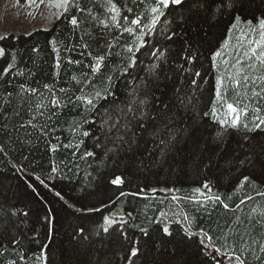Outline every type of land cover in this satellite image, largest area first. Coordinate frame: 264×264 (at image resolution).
Masks as SVG:
<instances>
[{
	"label": "trees",
	"instance_id": "trees-1",
	"mask_svg": "<svg viewBox=\"0 0 264 264\" xmlns=\"http://www.w3.org/2000/svg\"><path fill=\"white\" fill-rule=\"evenodd\" d=\"M125 2L137 11H143L145 17L151 15L145 4H140L137 8L132 4V0H122V3ZM148 2L150 0H146V3ZM243 2L241 15L244 18L253 20L264 14V0ZM187 7L185 5L184 10L178 7L172 9L169 19L177 20V23L172 25V30L177 35L173 36L171 41L165 39L166 34L161 32L163 23L158 24L155 30L145 36V46L136 54L137 65L128 70L131 75L116 68L117 65L123 67L121 58L117 55L121 51V45L125 43V38L131 41L132 37L125 33L118 44L112 41L114 54L108 57L106 68L102 64L101 72L115 77V87L112 88L113 95L108 97L107 102L101 101L97 105L98 111L90 116L91 127L84 125L85 129L99 138L100 147H93L95 139L83 138L88 150L95 152L94 156L83 160L79 159L80 152L75 148L63 147L70 140L75 142L80 138L74 136L69 125L80 117L82 108L72 109L69 106L59 112L58 119L53 118L51 121L47 120V110H44V117L37 115L34 123H47L54 127L50 134L51 143H57L54 137L59 136L60 149L57 152L49 151L48 138L41 136L40 132L27 124L36 114L35 105L41 99L40 94L44 93L45 103L50 96L43 85L54 84L56 90L65 88L79 95L80 85L71 77H79L81 73L91 75V69L87 65L92 61V57L80 55V52L85 50H63L62 44L79 41L78 32L69 39L71 25L67 20L71 16L65 14L67 18L61 16L56 19L47 31L4 33L6 39L0 41V47L6 49V55L0 58V74L5 67H11L9 73L0 78V103L10 100V103L4 106L7 112L0 116V216L10 215L13 210H30L27 228L38 230L39 239L49 245L45 250L48 264H127L123 257L129 254L130 241H125L112 229L110 235L102 231L99 236L94 235L102 223V216L109 214L108 209L102 213L82 214L69 207L99 206L101 200L108 202L109 197L114 199L118 190L107 182L113 173L125 172L130 183H126L123 190L138 194L121 198V201L111 206L112 210L119 208L124 214V219L129 220V225H138L147 230V234H144L139 228L128 226L126 229L131 240L139 241L141 252L138 258H134L135 264H215L211 254L200 243L203 239L199 235L200 228L203 227L214 238H219L224 235L221 228L227 231L225 226L231 224L236 216L243 217L253 206L258 209L264 207V198L257 196L258 191H264V173L259 165L252 169L242 167L239 163L249 149L253 152L259 151L258 145L264 144V133L249 134L254 139L250 145L245 141L243 148L237 144L242 133H236L235 136L227 137V142L220 149L211 142L218 125L210 116L203 115L210 109L214 98L217 70L211 66L212 53L229 37L228 28L234 14L230 15L225 9L222 15L217 14L206 19L204 15L188 13ZM103 11L104 9H98L94 14ZM182 11L185 16H189L183 27L179 26ZM164 19L161 17V22ZM240 27L243 28L244 25ZM102 31L106 30L97 29L92 33L93 39L89 43L92 45L93 54L107 50L106 40L100 38ZM113 35H119V32L113 30L106 39L112 40ZM237 36L239 32L233 33L231 45L236 44ZM186 41L199 56L193 64L183 61L190 72L182 75L177 65L182 62L180 56L187 46ZM54 47L58 49L59 56L64 61L62 69L53 67L57 58ZM153 51H163L166 60L153 57ZM232 51L231 47L223 49L226 58H229L228 53ZM69 57L81 60L82 63L69 65ZM152 64L159 65L154 75L148 71ZM223 67L221 64V68ZM197 70L201 72V77L194 76ZM91 79L98 86L102 81L107 83L101 73ZM192 79L197 80L196 86L191 84ZM21 84L28 89L36 88L38 92L17 95ZM177 88L180 89L178 95L184 100V104L176 99ZM9 93L12 95L9 96ZM159 99L170 102L169 114H178L177 127L180 129L176 135L175 147L163 163H158L160 151L156 147L157 142L146 132L142 133L137 127L138 121L133 119L134 115L139 116L141 100H146L149 105L147 111L153 116L156 115L153 108L160 107ZM189 99L191 104H188ZM30 106L32 111H29ZM17 109L19 115L15 114ZM2 111L3 109H0V112ZM105 119H108L107 125L103 124ZM129 121L138 137L143 135V139L139 140V147L133 146L134 152H128L127 145L118 139L124 132V125ZM5 125L7 127H4ZM109 125L118 127L109 131ZM193 127L196 129L194 136L190 134ZM107 149L115 151L107 152ZM72 152H76V156H73ZM57 164L61 171L51 174V167ZM129 164L131 168L127 167ZM129 172L132 174L128 175ZM245 174L254 175L255 189L251 185L236 187ZM36 176L44 179L50 187L39 185L34 180ZM29 182L37 184L43 199L31 193L27 188ZM204 183L210 185V193L203 188ZM197 188L205 195H219L221 202L206 201L205 195L194 191ZM55 192H60L63 199L57 197ZM246 196L255 199L246 202L240 210H235V205ZM223 203H227L229 208L225 209ZM46 209H51L54 213L50 238L46 236L48 225L43 220ZM129 212L132 213L130 218L127 215ZM184 216H188L191 221L189 232L196 235L189 237L184 231L185 227H188ZM80 227L85 228L84 234H78ZM121 227L124 226L113 225V229ZM165 227L169 229L170 235H165ZM31 234L29 232V235ZM84 235L89 238L84 239ZM222 243V240H216L218 247ZM7 247L6 243L5 248ZM30 247L38 254V245L32 244ZM245 255L247 256V253ZM15 258L11 253L5 257ZM218 259H222L223 264H229L227 255Z\"/></svg>",
	"mask_w": 264,
	"mask_h": 264
},
{
	"label": "snow or ice",
	"instance_id": "snow-or-ice-1",
	"mask_svg": "<svg viewBox=\"0 0 264 264\" xmlns=\"http://www.w3.org/2000/svg\"><path fill=\"white\" fill-rule=\"evenodd\" d=\"M30 3H37V0H30ZM40 4H44L45 0H39ZM51 7L57 9L54 13L56 19H60L65 14L70 15L71 18L67 20L71 25L69 39L73 38V35L77 32L79 35V41L67 45H63V50L68 52L76 51L77 48L85 51L80 52L81 56L88 55L92 57V61L87 65L91 69V75L88 73H81L79 77L72 76L71 79L75 80L80 85L78 91L79 95L75 92H70L69 89L60 88L56 90L54 84H45L43 87L47 89L50 94L47 97V103H45L44 93H41V99L35 105L36 114L32 116V119L27 121V124L32 128L40 132L41 136L48 138L49 151L57 152L60 149L59 136L54 137L57 143H51V132L54 131V127H50L47 123L39 124L34 123L37 119V115L40 117L45 116L47 110V120L51 121L53 118H59V112L62 109L71 106L72 109L82 108L78 119H74L69 128L74 136L80 137L75 142L69 141L64 144L65 149L75 148L80 152L79 159L83 160L95 155V152L88 150L85 144V137H91L96 140L95 147H100L99 138L95 137L94 133L84 128V125L91 127L92 120L90 116L98 111L97 105L101 101L107 102L109 96L113 95L112 88L115 87L113 80L115 77L111 74L102 73V64L106 68L108 57L114 54L113 42L117 44L124 37V34L132 37L129 41L125 38V43L121 45V51L117 54L121 58V64L117 65L116 70L131 75L128 71L133 69L137 65V53L145 46V36L156 29L158 24L163 23L164 27L161 28V32L165 33V39L171 41L172 37L177 33L172 30V25L177 23L175 18L169 19L174 7H178L181 10L185 9L187 5V12L200 16L204 15L206 19H210L217 14H223L225 9L229 11V14H234L233 20L228 28L229 37L226 38L220 45V48L212 53V68L217 70V76L215 80L214 98L211 101V107L208 111L204 112V116H210L213 121L218 125L215 131V135L212 137V144L217 148L222 149L227 142V137L235 136L236 133H242L240 140L237 144L240 147H245L244 142L247 141L251 144V140L254 137L249 136L251 133H264V14L260 17L249 20L244 18L241 13L244 8L243 0H150L146 3V0H132V4L137 8L140 4H145V7L151 13L150 16L145 17L143 11H137L136 8L129 6L126 2L122 3V0H48ZM91 5V7H89ZM119 5V6H118ZM98 9H104L100 14H94ZM62 10V11H61ZM79 14V15H77ZM103 17V18H102ZM142 17H144L142 19ZM161 17L165 19L161 22ZM65 18H67L65 16ZM189 16H185L183 11L179 17V26L183 27L187 23ZM147 20V22H145ZM244 25L241 28V25ZM101 29L106 30L101 32V39H105L106 51H102L93 54L92 45L89 43L93 39V31ZM113 30H117L119 35H113L112 40H107L106 37L113 33ZM47 31V29H45ZM170 34H167L169 33ZM239 32V36L236 37V44L233 46L230 44L233 33ZM6 37L0 35V41L5 40ZM186 47L183 49L180 60L182 61L177 65L178 71L183 74H188L190 69L185 66L183 61L187 64H193L198 58L199 53L196 52L191 44L186 41ZM231 47L232 52L228 53L226 58L223 49ZM35 50V49H34ZM54 52H57V58L53 65L54 69H62L63 59L59 56V51L56 47L53 48ZM6 55V49L0 47V58ZM153 57L159 60H166L165 53L160 51L159 53L153 51L151 53ZM67 63L81 64V60L68 58ZM143 63V61H140ZM221 64L224 65L221 68ZM11 65L5 67L3 73L0 74V78L3 75L9 73ZM159 67L157 64L149 66L148 71L151 74H155L156 69ZM101 73L104 80L107 83H101L98 86L91 77ZM55 74V73H54ZM195 77H201L200 71L194 72ZM191 84L197 85V80L192 79ZM180 89H176V99L179 103L184 104V100L179 97ZM25 92H31L35 94L38 89H28L24 84L19 86V92L17 95H22ZM62 93L63 95H59ZM12 94L9 93V96ZM163 95V93H162ZM191 99L188 100V104H191ZM10 100H5L0 103V116H3L7 112V108L4 106L9 104ZM139 109V116H133V119L138 121L137 127L141 129L142 133H147L154 141H156V147L160 151V159L158 163H163L168 153L175 147L176 135L180 131L177 127L178 114L170 115V102L165 99H159V108H153L156 115H152L147 111L149 105L146 100H141ZM187 107V105H184ZM29 111H32L31 106ZM107 111V110H105ZM131 111V109H130ZM19 115V110L15 112ZM7 117L5 116V119ZM110 118V117H109ZM104 125L108 124V119L103 121ZM4 127H7L5 125ZM24 127V125H20ZM113 127L117 125H109L108 130L111 131ZM185 131H187L185 129ZM195 127L191 130V135H195ZM129 133L131 135L129 136ZM119 141L127 145L128 152H134V147H139V140L143 139V135L139 136L131 127V121L124 125V132L118 137ZM83 146V147H82ZM259 151L253 152L249 149L248 153L244 155L243 159H240L239 163L242 167L255 169L259 165L261 172L264 173V144L258 145ZM115 149H107V152H113ZM76 152H72L73 156H76ZM131 168V164L127 165ZM61 170L59 165L51 167V174H57ZM71 171V169H69ZM132 173L129 172L128 175ZM91 175V174H89ZM39 185L45 188L50 187L45 183L44 179L39 176L34 178ZM108 184L118 190V194L115 198L109 197L108 202L101 200L99 206H87V207H73L76 213H102L105 209H108L109 214L102 216V223L99 225L98 230L94 235L99 236L100 231L106 234H111L110 229L117 231L125 241H130L129 254L124 256L123 259L127 264H135V259L138 258L141 252L138 240H131L127 233V227L139 228V231L147 234V230L139 227L138 225H129V220L124 219V214L117 208L112 210L111 206L116 205L121 201V198L132 195L135 196L137 192H125L123 186L126 183H130L127 179L125 172L119 174L113 173L108 179ZM246 185H251L256 188V180L254 175L245 174L243 178L237 184V188H242ZM27 188L31 190V193L40 197V193L36 183L29 182ZM203 188L210 193L211 188L208 183L203 184ZM196 193H201L200 189H194ZM57 197H61L60 192H55ZM257 196L264 198V191H258ZM175 199V197H173ZM231 199V197H228ZM254 197L246 196L241 199L239 203L235 205V210H240L242 205L246 202L254 201ZM205 200L209 202L219 203L221 197L219 195H205ZM225 209L229 208L227 203H223ZM30 210H13L10 215L0 216V264H48V257L46 255V249L49 245L39 239L40 233L36 229H28V217ZM129 218L132 213H127ZM43 220L47 223V238H50L53 231L52 225L54 223V213L51 209L45 210ZM184 220L188 221V227H185L184 231L189 237L196 235L189 232L188 228L191 226V221L188 216H184ZM113 225L124 226L121 228L113 229ZM221 228L224 235L219 238H214L203 227L200 228L199 235L203 237L200 243L202 247L211 254L215 264H223L222 259L218 257L227 255L229 264H264V207L257 208L253 206L249 212H246L243 217L236 216L235 220ZM165 235H170L169 229L165 227L163 229ZM29 232L32 234L29 235ZM85 228L80 227L78 234H84ZM233 237V239H229ZM84 239H88L87 235H84ZM103 239V238H102ZM220 239L223 243L218 247L216 240ZM207 241V243H205ZM7 243L8 247L5 248ZM36 244L39 246L38 254L30 246ZM222 248L224 251L222 252ZM11 253L15 259H5L6 255ZM31 253V255H29ZM247 253V256L245 255ZM100 264V262H97ZM110 264V262H108Z\"/></svg>",
	"mask_w": 264,
	"mask_h": 264
},
{
	"label": "rangeland",
	"instance_id": "rangeland-1",
	"mask_svg": "<svg viewBox=\"0 0 264 264\" xmlns=\"http://www.w3.org/2000/svg\"><path fill=\"white\" fill-rule=\"evenodd\" d=\"M56 12L48 0L44 4L39 0L34 4L30 0H0V35L48 29L56 19Z\"/></svg>",
	"mask_w": 264,
	"mask_h": 264
}]
</instances>
